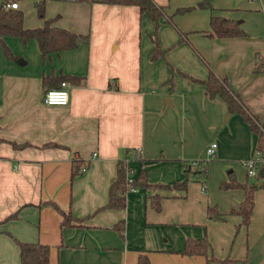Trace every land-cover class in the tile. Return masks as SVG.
I'll use <instances>...</instances> for the list:
<instances>
[{
	"label": "crops",
	"instance_id": "0c3cea01",
	"mask_svg": "<svg viewBox=\"0 0 264 264\" xmlns=\"http://www.w3.org/2000/svg\"><path fill=\"white\" fill-rule=\"evenodd\" d=\"M156 1L178 30L170 40L159 33L160 46L166 50L177 38L190 41L204 64L194 59L183 65L169 55L164 60L198 78H205L212 67L264 125V70L253 69V53L264 52V35L254 37L258 43L252 58L246 51L218 47L219 54L225 50L220 67L209 64V55L198 44L220 46L245 39L210 38V14L236 18L246 31L238 16L251 7L261 6L264 13V0H213L207 8L209 0ZM196 2L203 4L175 11ZM17 8L23 11L24 26L42 22L34 0H17ZM44 14L56 16V25L87 33L88 40L42 54L35 38L22 41L6 34L3 41L14 55L7 57L0 39V220L18 209L17 217L0 222V264H21L14 236L48 243L49 264H136L140 250L148 253L150 264H217L201 254L180 252L186 236L204 234L212 255L241 259L255 245L262 252L256 264H264V185L254 190L247 225L240 224L239 213L230 211L242 199V188L222 187L215 195L216 182L229 172L241 181L248 179L231 164L253 153L261 133L240 113H227L225 103L210 97L199 80L186 81L177 74L171 90L158 85L167 79L168 69L150 57L154 21L136 4L44 0ZM160 19L164 26L171 23L164 16ZM48 73L82 77L79 82L66 80L67 103L43 101L42 74ZM211 140L216 147L207 160L208 186L226 219L207 215V185L202 189L200 180L188 177L185 170L186 163L205 155ZM11 141L28 144L15 147ZM119 160L126 163L129 178L144 167L150 181L184 180L186 186L127 188L124 206L93 211L107 201ZM75 163H86V168L70 176ZM253 177L248 180L264 181L259 173ZM154 191L161 194L159 208L150 202ZM47 200L83 219L60 225V213ZM121 219L122 232L115 226Z\"/></svg>",
	"mask_w": 264,
	"mask_h": 264
},
{
	"label": "trees",
	"instance_id": "16d2710c",
	"mask_svg": "<svg viewBox=\"0 0 264 264\" xmlns=\"http://www.w3.org/2000/svg\"><path fill=\"white\" fill-rule=\"evenodd\" d=\"M8 0L0 1V39L2 42V50L7 57H14L9 46L3 41V36L6 34L17 35L22 41H26L30 38H35L39 50L42 54L50 51H59L61 49H67L77 46L80 42H86L88 40L87 33L75 32L66 27L59 26L53 23L56 16H45L44 14V0H34L37 15L42 19L39 25L26 27L23 24V11L17 7L6 6L5 3ZM110 3H124V4H136L141 12H144L151 20L154 21V30L150 33V37L153 41V47L150 51V57L152 59L158 56L164 55V49L160 46L156 29L160 24V17L164 16V20L174 24L170 14H167L164 5L158 3L156 0H98ZM202 2H198L196 5H202ZM189 6H178L175 11L188 10ZM211 7V6H210ZM175 25V24H174ZM181 32V30H180ZM184 33V32H183ZM245 30L240 26L239 21L236 18H232L222 14H210L209 28L206 30V34L210 37H224L235 36L244 34ZM254 71L264 70V52H254ZM188 79L199 80L204 84L206 93L210 97L220 98L226 106L227 113L238 112L243 119L248 122L251 129L260 133V128L255 122L259 119L258 116L246 108L241 100L237 91L233 90L227 83L225 76L217 74L212 67L209 66L207 76L205 78H198L191 75H187ZM82 79L80 75L70 73L59 74H42V84L45 89L49 87H56L61 84L62 80H70L72 82H79ZM44 89V90H45ZM15 147H21L28 144L26 141L16 142L11 141ZM48 143H43L46 145ZM82 166V165H81ZM78 163L72 165L70 176L74 175L80 170H83ZM126 163L123 161L118 162V168L116 175L112 178L108 186V198L107 201L96 207L93 211H98L103 207H119L125 204V191L128 186H138L150 189L167 188L172 185H183L185 188V181H174L170 184L150 181L146 175V169L141 167L134 178H127L125 175ZM185 170L188 177L191 176L195 179L202 180L206 186L207 177V161L197 168L192 163H186ZM219 185L221 187H240L243 189V197L239 201L236 207H233L230 211L239 213L241 216L240 224L247 225L252 213V207L254 203V190L259 185L254 180L241 181L236 178L233 172H229L227 177L220 180ZM264 185V181L260 183ZM160 193L154 191L150 194L151 205L155 208L160 207ZM52 204L60 213V225L62 224H76L82 217L73 215L69 210H64L55 201L47 200ZM42 203V202H41ZM206 213L209 217L225 218V213L220 211L214 201H209L206 205ZM18 216V209L6 214L1 220H7ZM85 217V216H84ZM116 228L122 232L123 224L122 219L115 223ZM19 250V258L21 264H49V251L50 245L40 240H21L17 237H13ZM184 254H201L209 260L216 261L218 264H246L247 257L235 258L229 255L218 257L210 253V241L206 234L200 236H186L184 238L183 247L180 251ZM136 264H150V258L146 251L140 250L137 254Z\"/></svg>",
	"mask_w": 264,
	"mask_h": 264
},
{
	"label": "rangeland",
	"instance_id": "374dc122",
	"mask_svg": "<svg viewBox=\"0 0 264 264\" xmlns=\"http://www.w3.org/2000/svg\"><path fill=\"white\" fill-rule=\"evenodd\" d=\"M212 1L213 0H209V2L204 3L205 6L203 8H207L209 6V4L212 3ZM197 3L198 2H196L195 5ZM192 8L193 7H191L190 9H192ZM246 11H248V12H246ZM244 12H246V13H244ZM238 18L244 19L243 20L244 21V27H246L247 30L245 31L244 34H240L241 36H239V37H242L243 35H245V39H243V40H235V41H226V43L220 42V46H218L216 44H213L211 42H198V44H200L202 46V48H204L205 52L209 55L208 62H209V64L211 66H214V65L218 66V67L221 66V62L220 61H221L222 58L224 59L223 54H224L225 50L224 49L221 50L220 54L217 53V50H218V47H223V46H226V48L232 47V50L246 51L248 58H252V53H253L252 51L256 47L255 44L258 43L257 39L254 38V37L263 36L264 35V13H263V10H262L261 6L259 8L251 7V8H248L247 10H244L242 12V14H240L238 16ZM164 24H165V22H163L160 19V24L158 25V27L156 29V34H157L158 40H160L159 33H160L161 38L162 39L164 38L166 40L172 39L173 36L175 34L177 35V33H178L176 25H174L172 23H167V26H164ZM236 36H238V35L229 36V37H236ZM212 38L219 39L220 37H212ZM182 42L184 43L183 46L180 45V43H182ZM169 45L170 46H168L166 48V50L164 49V55L165 56L169 55L174 60H176L177 62H179L180 64H183V65H189V63H193L194 59H196L200 63L204 64L200 53L196 50L195 46L190 41L186 42L184 40H179L177 38L174 41V44H169ZM164 55L163 56H158L157 58H155V59H159L160 67H166L168 69L167 79L164 80V81L159 82L158 85H165L167 89H170V88L172 89L171 86L173 85L175 77L178 78V75H180L186 81L189 80L187 78L188 74H186L185 72H182V71L178 70L177 68L173 67L174 66L173 64H172L173 65L172 66L170 63H167L164 60V58H163ZM170 82H171V84H170ZM203 157H205V155ZM203 157H201V159ZM192 165H194V164H192ZM231 165L235 168V173H236V167H238L239 172L242 175V177L245 176V173H246L248 179H254L253 176H250V175L247 174L246 167H245V165H244L242 160L235 161ZM206 185H207L208 197H209L210 201H213L214 200V196L210 192V189H209V186H208V185H210V165H208V167H207ZM216 190H221V191L224 190L219 185V181L216 182L215 195L217 193ZM226 218H227V215H225V219ZM258 242H259V240H258ZM256 249L258 250V246L256 247L255 245L251 246L249 248V250L247 252V256H246L247 257V263L246 264H256L257 261L260 259V254L262 252L261 251H257ZM255 250H256V252H255ZM199 256H201V255H199ZM185 264H194V263L193 262H186Z\"/></svg>",
	"mask_w": 264,
	"mask_h": 264
},
{
	"label": "built area",
	"instance_id": "2783aa9c",
	"mask_svg": "<svg viewBox=\"0 0 264 264\" xmlns=\"http://www.w3.org/2000/svg\"><path fill=\"white\" fill-rule=\"evenodd\" d=\"M6 6H11V7H17V0H8L5 3ZM68 82L66 80H62L61 84L56 87H49L44 90L42 94V99L46 103H55V104H65L68 102L69 99V91H68ZM257 122L259 128H260V133H261V142L260 144L255 147L253 153L245 158L243 161L245 167H246V172L248 175L253 176L257 175L259 173V169L261 167H264V125L260 122L259 119L255 120ZM216 147V141L211 140L206 148H205V157L201 158H194L190 160V163L194 164L197 166V168H200L202 163L204 164L208 158L214 155V150ZM95 154V152H93ZM82 169L86 168V163L82 164ZM126 177L128 175L126 174ZM202 189H205V183L200 180ZM134 186H128V189H134Z\"/></svg>",
	"mask_w": 264,
	"mask_h": 264
},
{
	"label": "water",
	"instance_id": "95a60500",
	"mask_svg": "<svg viewBox=\"0 0 264 264\" xmlns=\"http://www.w3.org/2000/svg\"><path fill=\"white\" fill-rule=\"evenodd\" d=\"M259 174H260V176H263L264 175V167H261L260 169H259ZM257 183H261V179L259 178V179H257V181H256Z\"/></svg>",
	"mask_w": 264,
	"mask_h": 264
}]
</instances>
